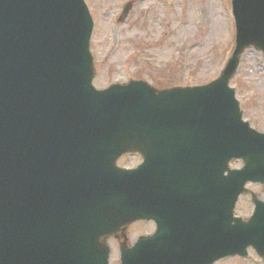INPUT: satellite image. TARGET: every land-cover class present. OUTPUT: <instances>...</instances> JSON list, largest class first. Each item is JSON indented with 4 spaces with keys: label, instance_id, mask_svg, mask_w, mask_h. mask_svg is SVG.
<instances>
[{
    "label": "water",
    "instance_id": "water-1",
    "mask_svg": "<svg viewBox=\"0 0 264 264\" xmlns=\"http://www.w3.org/2000/svg\"><path fill=\"white\" fill-rule=\"evenodd\" d=\"M233 13L236 48L213 83L97 90L84 0H0V264H109L103 240L140 220L158 230L123 264L264 256V203L234 217L246 184H264V134L229 86L246 49L264 54V0ZM126 152L144 164L120 170Z\"/></svg>",
    "mask_w": 264,
    "mask_h": 264
},
{
    "label": "rangeland",
    "instance_id": "rangeland-1",
    "mask_svg": "<svg viewBox=\"0 0 264 264\" xmlns=\"http://www.w3.org/2000/svg\"><path fill=\"white\" fill-rule=\"evenodd\" d=\"M94 18L91 50L95 58V86L144 80L158 89L202 86L217 80L235 50L233 0H85ZM131 5L128 14L126 6ZM231 86L237 91L244 119L264 133V55L250 48ZM137 157L119 165L132 166ZM236 168L242 162H235ZM250 188L261 190V186ZM242 197L237 214L251 212ZM120 239L108 238L110 264H121V247H129L155 232L154 223L137 222ZM216 264H264L255 256L228 258Z\"/></svg>",
    "mask_w": 264,
    "mask_h": 264
},
{
    "label": "flooded vegetation",
    "instance_id": "flooded-vegetation-1",
    "mask_svg": "<svg viewBox=\"0 0 264 264\" xmlns=\"http://www.w3.org/2000/svg\"><path fill=\"white\" fill-rule=\"evenodd\" d=\"M128 156H130V155H128ZM128 156H125V158L128 157ZM255 186H261V190H258V189H255V188H250L251 184L249 185V189L257 194L258 199H260L261 201H264V186H262V185H255ZM246 197H248L250 199V202H251V205H252L250 214L245 217V218H249L251 216V214L255 210V204H254V202L252 200L253 199L252 195H246ZM238 207H239V205H238ZM238 207H237V209H238ZM249 254H250V256H255V257L259 258L258 255L252 249L249 250Z\"/></svg>",
    "mask_w": 264,
    "mask_h": 264
}]
</instances>
